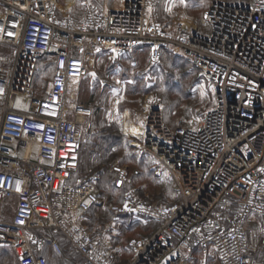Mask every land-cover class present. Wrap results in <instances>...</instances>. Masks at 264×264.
<instances>
[{"label":"built area","instance_id":"built-area-1","mask_svg":"<svg viewBox=\"0 0 264 264\" xmlns=\"http://www.w3.org/2000/svg\"><path fill=\"white\" fill-rule=\"evenodd\" d=\"M77 1L78 19L61 16L58 0H0V46L12 51L0 55V247L12 248L18 264H48L44 252L61 255V239L84 264H194L196 254L264 264V0L212 3L199 28L174 30L153 17L158 0L102 13L94 0ZM87 44L116 54L144 48L152 66L171 53L212 86L214 106L192 126L171 128L153 109L138 139L140 153L174 183L170 204L104 203L92 183H69L91 116L67 106L85 76L79 55ZM46 58L53 76L40 98L34 83ZM14 96L30 101L26 112L14 109ZM100 207L158 227L129 239L123 260L87 227Z\"/></svg>","mask_w":264,"mask_h":264},{"label":"rangeland","instance_id":"rangeland-1","mask_svg":"<svg viewBox=\"0 0 264 264\" xmlns=\"http://www.w3.org/2000/svg\"><path fill=\"white\" fill-rule=\"evenodd\" d=\"M221 1L239 5L251 2L158 0L152 15L170 30L178 26L199 28L205 10L212 3ZM58 3L62 11L61 16L77 19L82 17L84 9L77 2L69 8L65 7V0H58ZM11 52L10 49L0 46V55ZM79 56L85 59V76L72 86L67 101V106L82 105L91 110V116L81 127L79 157L83 149L101 145L104 135L120 137V146L112 151L106 167L111 173L109 178L113 182L111 193L114 202L124 197H134L151 204H170L175 187L173 181L136 147L142 131L138 136L130 133L134 134L143 128L147 115L153 109L161 112L164 123L171 128L179 125L192 126L205 111L214 106L212 86L183 58L166 56L162 64L152 66L144 48H139L131 54H116L87 44ZM38 69L36 93L40 98H44L53 74V60L40 63ZM16 101L18 105L27 104L19 98ZM128 131L130 133L126 134ZM138 159L146 160L147 167L142 169ZM98 162L99 160H95V165ZM146 172L153 177L150 176L147 183L140 181L138 176L141 173L146 175ZM120 178L124 180L117 186ZM154 178L159 179L157 181L160 183L155 182ZM89 182L96 185L95 178H91ZM161 187L167 188L168 192H158ZM103 199L100 198L102 202ZM90 217L87 224L90 232L103 239L111 248L118 249L123 260L129 257L126 248L129 239L146 235L151 228L156 229L158 226L154 221L145 224L132 218L113 217L106 207H100L98 212ZM112 232H116L115 238H111ZM61 250V255L49 250L44 253L48 264H84L70 249L67 241L63 242ZM194 257V264H219L212 255ZM0 264H18L12 248L0 247Z\"/></svg>","mask_w":264,"mask_h":264},{"label":"trees","instance_id":"trees-1","mask_svg":"<svg viewBox=\"0 0 264 264\" xmlns=\"http://www.w3.org/2000/svg\"><path fill=\"white\" fill-rule=\"evenodd\" d=\"M166 56H171V57H174L176 59L178 58V57L172 55L171 53H164L163 58H162V62L164 60V57H166ZM51 59L53 60V67H54V59L53 58H46L45 60H42L40 63H45ZM162 62H161V64H162ZM40 63H39V65H40ZM52 76H53V74H52ZM36 81H37V77H36V80L34 83V92H35L36 96L39 97L38 96L39 94L36 93V88H35ZM119 140H120V137H115V136H111V135H104L103 136V143L101 145H99V146L93 145V146L89 147L87 150L83 149L81 151L80 157H79V153H78L77 170H76L75 174L72 176L69 183L74 184L77 180H85V181L89 182L91 178H95L96 185L94 186V188H95L99 198H102V197L105 198L107 200V203H115L113 194L111 193V190L114 188L112 185L113 182H112L111 178H109V177H111V173H109V171L106 170V167H107V164L109 162L110 156L113 153L112 151H114L116 148H119V146H120V143H118ZM79 152H80V147H79ZM83 159H84V161H83ZM95 160H97V161L99 160L97 165H95ZM138 161H139L140 167L142 169H144V167H147L146 160L138 159ZM148 172H150V171H148ZM138 176H139L140 181L146 182V183H147L149 177L150 176L152 177V175L151 174L148 175L147 172H146V175H143V173H141V175H138ZM154 180H155V182L160 183L159 181H157L159 179L154 178ZM157 191L158 192L161 191L162 193H164V192H168V189L165 187L164 188L161 187ZM122 199L123 198L118 199L116 202H120ZM93 214L94 213H91L89 215V219L91 218L90 216ZM130 218L131 217H121V219H130ZM88 222H89V220L87 221V224H88ZM148 222H151V221H148ZM146 229H148V227ZM151 229L152 230H150V232H148L146 235H143V236H148L155 230L154 228H151ZM143 236H141V237H143ZM59 242H60V245L62 247L63 242H65V240L61 239V240H59ZM126 247H127V245H126ZM196 255H201V254H196ZM129 256H130V252H129Z\"/></svg>","mask_w":264,"mask_h":264},{"label":"crops","instance_id":"crops-1","mask_svg":"<svg viewBox=\"0 0 264 264\" xmlns=\"http://www.w3.org/2000/svg\"><path fill=\"white\" fill-rule=\"evenodd\" d=\"M128 0H98V1H92L91 4H92V8H93V11L95 12H99V13H102V12H115V11H120L122 9V6L124 4V2H126ZM77 2L78 5L83 8L80 4V1H77V0H65V7L69 8L70 6H73L74 3ZM19 98L20 101H22L23 103H27L25 106L24 105H18L16 99ZM12 100H13V107L14 109L18 110V111H21V112H26L29 108V105H30V101L23 97V96H14L12 97ZM22 103V104H23ZM130 132L128 131V134ZM138 133V132H136ZM134 133V134H136ZM132 134V133H130ZM104 203L105 201H107L105 198L103 199ZM95 215V214H94ZM116 232H112L111 233V238H115V235Z\"/></svg>","mask_w":264,"mask_h":264},{"label":"bare ground","instance_id":"bare-ground-1","mask_svg":"<svg viewBox=\"0 0 264 264\" xmlns=\"http://www.w3.org/2000/svg\"><path fill=\"white\" fill-rule=\"evenodd\" d=\"M141 131H142V129L140 128V130L138 131V133H136V134H131V135H133V136H138V135L140 134ZM126 134H128V133H126Z\"/></svg>","mask_w":264,"mask_h":264}]
</instances>
